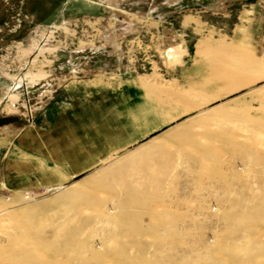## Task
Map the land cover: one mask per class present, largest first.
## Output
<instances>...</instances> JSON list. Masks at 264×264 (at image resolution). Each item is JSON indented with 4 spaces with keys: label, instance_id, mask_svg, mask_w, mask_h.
Returning <instances> with one entry per match:
<instances>
[{
    "label": "rangeland",
    "instance_id": "1",
    "mask_svg": "<svg viewBox=\"0 0 264 264\" xmlns=\"http://www.w3.org/2000/svg\"><path fill=\"white\" fill-rule=\"evenodd\" d=\"M8 1L0 264H264V0Z\"/></svg>",
    "mask_w": 264,
    "mask_h": 264
},
{
    "label": "crops",
    "instance_id": "2",
    "mask_svg": "<svg viewBox=\"0 0 264 264\" xmlns=\"http://www.w3.org/2000/svg\"><path fill=\"white\" fill-rule=\"evenodd\" d=\"M173 71H174V74H175V75H174V78H175V80H176V83H179V80H180V79L182 80L181 75H182L183 72H184L185 80H184L183 84H184V88H185V89L188 88V86L190 85V83H191V84L196 83L197 75H195V74H198V73L200 74V73L203 72L202 68H200V67L191 68V66H189V67L185 66L184 69H182V70H178V69L174 68ZM171 77H172V76H171ZM190 86H192V85H190ZM136 87L139 88L138 86H136ZM244 88H245V87H244ZM134 93H135V94H134ZM134 93H133V94L135 95V97L140 96V93H139V92H136V91H135ZM142 93H143V92H142ZM197 103H199V102H197V101H195V102H193V103L191 102L193 108H191V111H190V112H192V113L199 112V111H201V110L207 108L208 106H210V105L213 104L214 102H207V103H204L205 106H201V107H196V108H195L194 106H196ZM198 106H199V105H198ZM155 129H157V128H155ZM155 129L151 130L150 132H147L146 134H149V133H151V132H154ZM164 132H165V131H163L162 133L157 134V135H156L155 137H153L151 140L156 139V138L162 136V135L164 134ZM144 136H145V134H144L142 137L144 138ZM142 137L139 138V139H137V140L132 141V143L141 142V140H143ZM136 152H137V153H141V154L143 155L144 152H145V150H144V148L141 149V150H137V149H136ZM161 153H163V152H160V154H161ZM95 166H96V165H93V164H87V165H83L82 167H85V168H91V167H95ZM151 166H152V167H156V165H151ZM137 167H146V165H141V166H137ZM149 167H150V166H149Z\"/></svg>",
    "mask_w": 264,
    "mask_h": 264
},
{
    "label": "flooded vegetation",
    "instance_id": "3",
    "mask_svg": "<svg viewBox=\"0 0 264 264\" xmlns=\"http://www.w3.org/2000/svg\"><path fill=\"white\" fill-rule=\"evenodd\" d=\"M14 1L15 0H9L8 2L12 4ZM24 3L23 5L25 7V13L29 17H34L35 13H37L39 10H42V12L44 13L47 8V5H49L46 0H24Z\"/></svg>",
    "mask_w": 264,
    "mask_h": 264
},
{
    "label": "bare ground",
    "instance_id": "4",
    "mask_svg": "<svg viewBox=\"0 0 264 264\" xmlns=\"http://www.w3.org/2000/svg\"><path fill=\"white\" fill-rule=\"evenodd\" d=\"M260 2V1H259ZM261 9V8H260ZM22 55H25V53H22ZM41 58H42V56H41ZM37 59V58H36ZM39 59V58H38ZM33 60H35V58L33 59ZM39 70V69H38ZM29 71V70H28ZM27 71V72H28ZM34 81V79H32L31 77H30V75H23L19 80H18V82H17V84L19 85V84H21L23 87H24V90L26 89V85H28V84H30V83H32ZM14 86H16V84H14ZM10 101V100H9ZM13 103V102H12ZM203 112L204 111H206V109H203L202 110Z\"/></svg>",
    "mask_w": 264,
    "mask_h": 264
},
{
    "label": "built area",
    "instance_id": "5",
    "mask_svg": "<svg viewBox=\"0 0 264 264\" xmlns=\"http://www.w3.org/2000/svg\"><path fill=\"white\" fill-rule=\"evenodd\" d=\"M262 42V48H263V50H264V31H263V33H262V40H261Z\"/></svg>",
    "mask_w": 264,
    "mask_h": 264
}]
</instances>
